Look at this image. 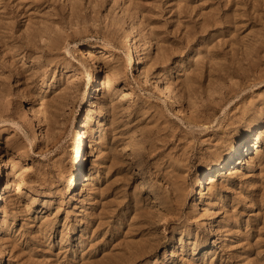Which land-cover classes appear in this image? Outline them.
I'll return each instance as SVG.
<instances>
[{"label": "rangeland", "instance_id": "374dc122", "mask_svg": "<svg viewBox=\"0 0 264 264\" xmlns=\"http://www.w3.org/2000/svg\"><path fill=\"white\" fill-rule=\"evenodd\" d=\"M131 28L147 84L124 62ZM95 64L104 141L71 202L72 84ZM257 129L192 204L197 175ZM0 153V264H264V0H0Z\"/></svg>", "mask_w": 264, "mask_h": 264}, {"label": "bare ground", "instance_id": "6f19581e", "mask_svg": "<svg viewBox=\"0 0 264 264\" xmlns=\"http://www.w3.org/2000/svg\"><path fill=\"white\" fill-rule=\"evenodd\" d=\"M122 42L124 44V48L126 47V49L124 50V62L126 63V66L130 67L132 74H135L137 77H142L144 84H147L148 74L145 70H143L142 63L137 56V42L132 28L124 31ZM85 55L92 56L93 49L85 50ZM101 55L103 58L113 57V53L106 48L101 51ZM96 67L97 64H95L94 68H91L89 70L85 80H80L76 85L72 84L75 92L77 93L78 99L80 100V104H84L85 109L82 111L80 119L74 122V136H76L77 145L74 148L73 156L71 159V169L69 176L70 180L68 181L71 189L69 194V200L71 202H75L78 200L77 195L79 188L77 186V179L81 175L85 167L84 162L87 159L86 157L88 156V158H92V160H95L98 153L97 146L101 145L104 141V130L102 123L97 125L96 130L92 135L89 131V120L93 119L95 115L98 116L99 113L102 114V109L104 107L103 97L101 96L100 90H98L97 88L95 89L94 87L95 80L92 75L93 72L97 71ZM113 68L114 67H112V69ZM73 82V79L69 80V83ZM153 83L154 87L160 92L161 97L164 98V102H168L172 107H176L178 105L180 107L183 106L181 91L175 90V88H173L168 82L162 80V76H156ZM93 90V95L97 94L98 96L96 98H92L94 100L93 102H90L89 99ZM36 106L34 105V102H30L28 111L32 115V118L29 116L28 111H26L25 109H23L21 113L22 120L27 122L29 128L34 129V131L37 128V130L34 132L35 136L40 131V128L37 125L39 123V116L38 111L36 110ZM72 132L70 131L68 136H70ZM256 134L258 135V137L254 139ZM262 134L263 132L261 129H257V131L248 130L245 135L240 136L234 142L231 150L227 153L226 156L222 157L220 161L215 163L207 171L200 172L197 175V181L195 184L196 189L194 190V195L192 196V204H196L199 199L204 196L206 192V186L212 184L216 174L222 171H236L237 163L240 159L248 156L251 153V150H258V140ZM5 142L10 143V140H5ZM87 148H89V151L86 153L85 151H87ZM3 167L4 165L0 164V195L4 192V190L2 191L1 188L8 185L7 180L3 183L5 177V170H3ZM205 180H207V183H205Z\"/></svg>", "mask_w": 264, "mask_h": 264}]
</instances>
